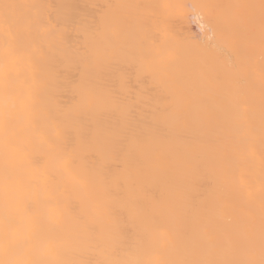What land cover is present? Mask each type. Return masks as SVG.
<instances>
[{"label":"bare ground","instance_id":"bare-ground-1","mask_svg":"<svg viewBox=\"0 0 264 264\" xmlns=\"http://www.w3.org/2000/svg\"><path fill=\"white\" fill-rule=\"evenodd\" d=\"M8 2L39 5L41 7L22 9L21 12L38 18L41 23L51 20L59 26L57 34L50 35L39 25H34L31 37L21 28L15 40L18 55L8 61L10 77L6 96L5 85L0 81V100L6 98L9 105H15L9 131L25 148L31 150L36 145L21 106V101L28 102L30 87H38L37 106L53 113L66 111L80 99L79 93L88 89L102 98L104 104L96 109H83L74 122L63 123L70 129L73 145L85 155L90 167L101 170L110 178L120 175L121 165L117 161L127 151V143L112 133L125 124L137 131L140 143L162 147L170 161L178 162V166L173 163L155 169L138 187L135 193L137 211L133 216L124 206L129 197L127 186H113L111 204L115 211L103 229L98 224L94 226L83 194L71 185L66 186L61 176L55 174L54 184L49 188L58 187V195L68 207V219L76 223L79 259L87 264H97L106 258L121 259L125 250L150 244L151 234L157 229L174 233L177 244H182L186 233L195 235L201 229L200 220L187 210L201 208L210 201L226 205L238 223L247 222L244 199L234 188L242 182L252 186L257 196L259 194L264 113L258 77L247 71L237 73L232 67L244 68L250 58L255 60L257 67L259 65V52L250 48L251 33L246 26L236 25L223 34L217 30V42H229L230 50L226 55H220L214 49L202 50L206 57L204 71L207 78L200 81L194 76L191 86H177L173 82L174 77L185 71L182 65L176 66L167 76H160L141 73L137 61L132 58L121 57L101 66L94 62L91 53L103 46L101 12L105 5L113 6L107 10L108 19L120 22L122 40L133 46L141 42L145 32L159 39L158 28L165 23L181 36L198 38L201 21L195 18L197 13L187 9L176 19L164 8L145 10L119 7L121 5L259 4V0ZM148 11L154 15L145 19ZM207 19L205 15L204 21ZM4 39L0 33V64L4 63ZM37 46L43 53L33 55L30 64L27 54ZM232 92L238 93L239 103L230 105L228 94ZM113 99H119L127 106L126 118L112 105ZM186 114H206V118L193 123L185 120ZM39 124L47 126L45 120H40ZM47 159L41 157L42 162ZM139 160L147 161V157L139 152L132 153L129 168L134 171ZM11 163L19 194L31 192L29 182L35 172L25 164L24 152L13 153ZM3 166L0 156V174ZM156 201L160 202V208ZM256 230L258 234V214Z\"/></svg>","mask_w":264,"mask_h":264},{"label":"snow or ice","instance_id":"snow-or-ice-1","mask_svg":"<svg viewBox=\"0 0 264 264\" xmlns=\"http://www.w3.org/2000/svg\"><path fill=\"white\" fill-rule=\"evenodd\" d=\"M36 7L41 6L19 5L0 0V33L5 38L0 81L5 85V96L10 77L8 61L18 55L15 46L17 32L23 28L31 37L34 25H39L42 31L50 35L59 31V26L51 20L41 23L38 18L21 12L22 9ZM112 7L102 6L104 39L103 46L91 53L94 62L103 66L121 57L132 58L137 61L141 73L160 76H167L176 66L182 65L185 71L174 77L173 81L177 86H191L194 76L200 81L206 80V57L202 50L214 49L220 55L228 53L231 45L227 41L217 42V30L223 34L236 25H245L251 33L250 48L253 52L258 49L259 65L257 67L255 60L250 58L246 67H232L237 73L247 71L258 77L264 113V0H259V4L121 5L119 7L145 10L164 8L176 19L181 18L187 9L197 13L195 18L201 21V36L198 38L181 36L165 23L158 28L159 39L145 32L141 42L133 46L122 40L120 22L108 19L107 10ZM152 15L153 12H146L145 19ZM205 15L208 17L206 22ZM42 53V48L35 47L27 54L28 62L31 64L33 55ZM227 58L231 65V57ZM122 86H126V83H122ZM37 92L38 87H30L28 102L21 101L30 135L38 145H34L31 150L25 148L18 137L9 131L15 105H9L6 98L0 100V156L4 161L0 174V264H87L78 258L79 234L76 223L68 219L67 205L59 197L58 187L49 188V185L54 184V175L58 173L66 186L71 185L83 194L94 226L98 224L103 229L115 211L111 204L113 186H127L129 197L124 206L127 207L129 215L133 216L137 211L135 193L138 187L143 185L155 169L173 163L178 166V162L170 161L162 147L140 143L137 131L125 124L112 133L114 137L127 143V151L117 161L121 165L120 175L110 178L101 170L87 164L85 155L73 145L70 129L63 123L74 122L83 109L101 107L104 100L91 90L85 89L79 93L80 99L73 106L62 113H53L45 112L37 106ZM111 103L127 117V106L119 99H113ZM228 103H239L238 93H229ZM205 118L206 114L185 116V120L193 123L202 122ZM40 120H45L47 126L41 127ZM261 134L264 144V117ZM19 151L24 152L25 164L35 172L29 182L32 190L24 195L19 194L18 182L11 173V156ZM135 152L146 156L147 161H137L133 171L129 168V158ZM45 156L48 159L42 162L41 157ZM260 166L258 196L256 190L245 183L241 182L234 188L247 207L248 220L245 224L234 220L226 205L214 201L206 202L201 208L187 210L200 220L201 229L195 235L186 233L182 244H177L174 233L157 229L151 234L152 242L147 246L127 249L123 252V258H106L97 261V264H264V149L260 154ZM156 206L160 208L159 201H156ZM216 220L222 223H214Z\"/></svg>","mask_w":264,"mask_h":264}]
</instances>
